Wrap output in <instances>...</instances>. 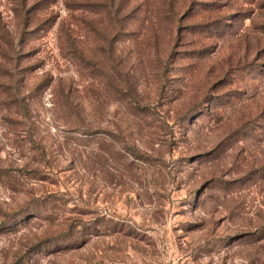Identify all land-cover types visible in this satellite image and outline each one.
Segmentation results:
<instances>
[{
	"label": "rangeland",
	"instance_id": "rangeland-1",
	"mask_svg": "<svg viewBox=\"0 0 264 264\" xmlns=\"http://www.w3.org/2000/svg\"><path fill=\"white\" fill-rule=\"evenodd\" d=\"M0 264H264V0H0Z\"/></svg>",
	"mask_w": 264,
	"mask_h": 264
}]
</instances>
